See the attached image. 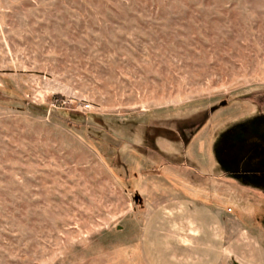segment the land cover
Wrapping results in <instances>:
<instances>
[{"label": "rangeland", "instance_id": "obj_1", "mask_svg": "<svg viewBox=\"0 0 264 264\" xmlns=\"http://www.w3.org/2000/svg\"><path fill=\"white\" fill-rule=\"evenodd\" d=\"M254 175L264 0H0V264H162L184 202L264 264Z\"/></svg>", "mask_w": 264, "mask_h": 264}, {"label": "crops", "instance_id": "obj_2", "mask_svg": "<svg viewBox=\"0 0 264 264\" xmlns=\"http://www.w3.org/2000/svg\"><path fill=\"white\" fill-rule=\"evenodd\" d=\"M182 204V209L172 214V219L162 212L156 214V223L159 226L157 245L161 263L189 264L190 255L197 256L198 260L193 259V263L196 261L197 264L227 263L229 240L227 224L223 225L217 213L207 208L187 205L185 202ZM170 208L171 206L163 207V210ZM175 226H178V229ZM232 239L248 242L246 247L248 250H242L241 253L247 255L249 263L255 264L257 261L253 254L255 237L247 230H240Z\"/></svg>", "mask_w": 264, "mask_h": 264}, {"label": "trees", "instance_id": "obj_3", "mask_svg": "<svg viewBox=\"0 0 264 264\" xmlns=\"http://www.w3.org/2000/svg\"><path fill=\"white\" fill-rule=\"evenodd\" d=\"M255 179H257V180H259V179H261V180H263L262 178L264 177V175H262V176H260V177H258V176H253Z\"/></svg>", "mask_w": 264, "mask_h": 264}]
</instances>
